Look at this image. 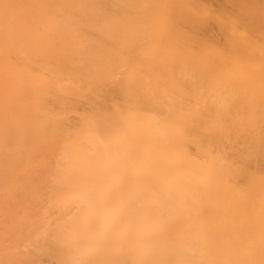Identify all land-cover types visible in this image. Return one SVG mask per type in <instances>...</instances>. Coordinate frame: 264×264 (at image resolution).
<instances>
[{
  "label": "bare ground",
  "instance_id": "bare-ground-1",
  "mask_svg": "<svg viewBox=\"0 0 264 264\" xmlns=\"http://www.w3.org/2000/svg\"><path fill=\"white\" fill-rule=\"evenodd\" d=\"M2 108L0 264H264V0H0Z\"/></svg>",
  "mask_w": 264,
  "mask_h": 264
},
{
  "label": "rangeland",
  "instance_id": "rangeland-1",
  "mask_svg": "<svg viewBox=\"0 0 264 264\" xmlns=\"http://www.w3.org/2000/svg\"><path fill=\"white\" fill-rule=\"evenodd\" d=\"M20 96H21V95H18L17 98H20ZM19 100H21V99H19ZM44 103H45V102H44ZM67 104H69V103H67ZM70 104H71V103H70ZM41 105H42V104H41ZM45 105H46V106L44 107L45 109H41L39 113H42L41 111H43V113L45 112L44 114L47 116V113H48L49 111H51V112H53V113L57 112V111H55L54 109H52L51 107H49V106L47 105V103H46ZM49 105H50V104H49ZM17 106H19V105H17ZM71 106H72V104H71ZM14 107L16 108L15 105H14ZM19 107L22 108L23 106L20 105ZM41 107H42V106H41ZM68 107H69V106H68ZM15 108L10 109L11 112L8 110L10 113H8V111H5V110H7V109L3 110V108H2V109L0 110V117H1V118H0V123H3V124H1L2 126L0 125V134H5V135L2 136L3 138H2L1 135H0V146L2 145L1 143H3V142H5V143H3V144L5 145V144L7 143L6 140H8V139H10V140H9V143H7V145L9 146V145L12 144V142H13L14 140L16 141V140H19V139H21V138L23 137V136L21 135L22 133H17V132H16L17 130H18V132H20V131L23 130V129H21V130L18 129V127H19V128H22V127L24 126L23 128L26 129V131L31 130V127H35V129L37 128V126H36L35 124L38 123V122L36 121V120H38V119L35 118V119H34V120H35L34 123H33V120H32L31 118H29V120L31 119L30 121H28V119H26V117H28L27 115L32 116L31 113H26V114H27L26 117H25V116H21V115H25V114H21V113L27 111V107H25L26 109H24V111H22L23 108H22V109H19V110H21L22 112H17L18 109H17V108L15 109ZM58 108H59V107H58ZM58 108H57V106L55 107V109H57V110H58ZM34 109H35V110H34ZM12 110H13V111H12ZM33 110H34V111H37L38 109H37V108H33ZM33 110L30 109V111H33ZM48 110H49V111H48ZM61 110H62V109H61ZM61 110H60L59 112H61ZM1 111H2V112H1ZM6 112H7L8 114H10L11 117H13V116L15 115L20 121L23 120L24 123H18V124H16V125H14L15 127H17V128H16L17 130L11 128L13 125L9 127V126H8V123L5 122V121L7 120L6 118H8L7 115H5ZM14 112H17V113H14ZM28 112H29V111H28ZM37 112H38V111H37ZM46 112H47V113H46ZM19 113H20V114H19ZM34 113H35V112H34ZM39 113H37V116H38V115L43 116V114H39ZM49 113H50V112H49ZM16 114H19V116H17ZM8 116H9V115H8ZM11 117H9V118H11ZM22 117H23V119H22ZM2 118H4V119H2ZM7 121H9V120H7ZM16 121H17V120H16ZM26 121H27V122H30V123L32 122L33 125L30 124V127H29V124H25V123H27ZM38 121H39V120H38ZM76 122H77V121H75V120H73V121H69L68 126H70L71 123H72V124H74V123L76 124ZM5 123H6V124H5ZM40 123H41V121H40ZM40 123H39V124H40ZM24 124H25V125H24ZM6 125H7V126H6ZM27 125H28V126H27ZM34 125H35V126H34ZM20 126H21V127H20ZM26 126H27L29 129H27ZM40 126H43V124H41ZM66 126H67V125H66ZM5 127H9V128H6V129H7V130H10V131H8V133H10L11 135H9V134L7 133V130H6V131L2 130V129H5ZM43 127H44V126H43ZM32 129H33V128H32ZM40 129H43V128L40 127ZM45 129H46V128H45ZM1 130H2V131H1ZM43 130H44V129H43ZM47 130H48V129H47ZM47 130H45V131H47ZM55 130H56V129H55ZM23 131H24V134H23L24 136H26V134H29V133H31L32 135H34V133H32L33 130H32V132L29 131V133H26L25 130H23ZM39 131H40V130H37L36 133H38ZM58 131H59V130H58ZM41 132H42V131H41ZM52 132H55V131H52ZM70 132H71V131H70ZM70 132H68V133H69V134H72L74 131H72L71 133H70ZM39 133H40V132H39ZM56 133H57V132H55V134H56ZM60 133H63V134L65 135V132H64V131H61V132H58V135H55L54 133H52V134L55 135V136H54V135H52V136H53V137H56V136H57V137H60V136H59ZM66 133H67V132H66ZM68 133H67V134H68ZM75 133H76V132H75ZM75 133H73V134H75ZM46 134H49V133H46ZM63 134H60V135H63ZM73 134H72V135H73ZM6 135H8V137H6ZM18 135H19V136H18ZM36 135H37V134H36ZM64 135L62 136V138L65 137ZM72 135H70V136H72ZM34 136H35V135H34ZM37 136H38V135H37ZM52 136H51V137H52ZM68 136H69V135H68ZM10 137H12V138H10ZM20 137H21V138H20ZM4 138H6V139H4ZM1 141H2V142H1ZM10 143H11V144H10ZM4 145H3V146H4ZM8 146H6V147L8 148ZM11 146H12V145H11ZM0 148H3V147H0ZM7 148L4 147L3 149H7ZM10 148H13V146L10 147ZM14 149H15V148H14ZM15 150H16V149H15ZM0 151H1V153H3V151H5V150L0 149ZM9 151H11V149H7V152H9ZM11 152H13V150H12ZM5 154H8V153H5ZM5 154H4V155H5ZM0 155H1V154H0ZM1 156H2V155H1ZM3 158H4V156H3V157H0V160L3 159ZM3 160H4V159H3ZM1 162H3V161L1 160L0 163H1ZM2 164H3V163H2ZM2 164H0V165H2ZM0 168L2 169V166H0ZM1 169H0V170H1ZM0 177H1V173H0ZM0 187H1V178H0ZM0 189H1V188H0ZM0 193H1V194H0V199H1V200H0V203H1V204H0V208L3 207V208H1V209H4V206H5V205H2V202H3V201H2V198H3V197H1V196H3V192L0 191ZM1 209H0V212L3 213L4 210H1ZM3 215H4V214H2V215H0V216H3ZM2 218H3V217H0V219H2ZM0 221H1V220H0ZM2 221H4V219H3ZM2 221H1V222H2ZM1 224H2V226H0V229H2V230H0V233L2 232V235H1V236L5 237V235H4V228H1V227L4 226V225H3L4 223H0V225H1ZM2 239H3V238L0 237V243H1V244H0V254H1V251H2V249H1L2 246H1V245H2V242H3V240H4V239H3V240H2Z\"/></svg>",
  "mask_w": 264,
  "mask_h": 264
}]
</instances>
